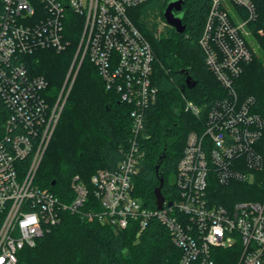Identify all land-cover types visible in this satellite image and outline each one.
Listing matches in <instances>:
<instances>
[{"label": "built area", "instance_id": "built-area-1", "mask_svg": "<svg viewBox=\"0 0 264 264\" xmlns=\"http://www.w3.org/2000/svg\"><path fill=\"white\" fill-rule=\"evenodd\" d=\"M147 1L1 0L0 264H18V253L33 247L65 213L118 230L132 225L137 236L155 219L180 251L176 264H216V250L234 249L240 254L238 264H264V198L218 205L212 187L252 184L263 169L256 150L263 122L253 112L252 100L238 101L232 88L254 56L247 35L255 6L250 0H211L198 44L228 96L208 109L202 132L187 135L176 166L177 200L171 205L164 200L158 210L143 207L132 182L142 155L137 138L144 112L155 102L157 90L151 81V46L128 14ZM69 24H80L81 32L67 78L87 57L105 89L130 107L132 137L113 171H96L90 188L74 177L66 200L35 181L64 87L50 103L48 82L30 74L22 57L37 49L64 52L70 46ZM185 109L199 113L191 102Z\"/></svg>", "mask_w": 264, "mask_h": 264}, {"label": "trees", "instance_id": "trees-1", "mask_svg": "<svg viewBox=\"0 0 264 264\" xmlns=\"http://www.w3.org/2000/svg\"><path fill=\"white\" fill-rule=\"evenodd\" d=\"M169 0H148L130 9L129 17L153 52L152 85L156 100L144 112L138 135L141 153L137 174L132 178L133 195L143 207L155 209L154 190L159 186L155 165L166 148L163 168L162 196L175 202L176 166L190 132H202L208 109L228 96L204 61L199 47L211 0H184L181 12L185 31L177 34L165 26L164 33L154 36L149 17H160ZM256 17L249 23L259 54L243 66L233 80L238 101L252 100V110L263 122L262 135L256 150L263 158L261 179L252 184L233 182L228 186L212 185L214 202L231 206L238 201H258L264 198V0H250ZM2 3L0 0V15ZM80 24H69L66 34L70 46L57 53L37 49L22 60L30 74L42 76L48 82V97L54 103L61 91L66 72L74 57L80 36ZM185 71L195 82L191 89L184 83ZM191 102L199 109L194 115L185 109ZM130 107L120 102L114 92L105 89L96 68L85 57L61 107L53 134L36 173V184L62 199L72 196L71 180L78 177L90 188V178L98 170L113 171L128 152L132 137ZM54 182L52 186L51 183ZM89 200L93 201L92 195ZM85 210H89L87 207ZM216 264H238L240 254L234 250H216ZM180 251L173 245L164 226L151 219L137 236L129 226L118 230L95 220H86L65 213L60 222L48 228L33 247L18 253V264H176Z\"/></svg>", "mask_w": 264, "mask_h": 264}, {"label": "water", "instance_id": "water-1", "mask_svg": "<svg viewBox=\"0 0 264 264\" xmlns=\"http://www.w3.org/2000/svg\"><path fill=\"white\" fill-rule=\"evenodd\" d=\"M183 3L184 0H169L163 11V19L166 25L173 28L177 34H182L185 31V25L182 24L183 13L181 12ZM182 73L186 75V78L184 83L180 85L181 91H184L185 87L188 89L193 88L196 82L190 76H188L185 71H182ZM165 151L166 148L160 153L159 158L155 165L159 186L155 188L154 196H155V205L158 210L162 209L165 200L161 193V189L163 187L164 169L163 168L160 169V166L165 159ZM51 185L53 186L54 182H52ZM168 205H171V202H169Z\"/></svg>", "mask_w": 264, "mask_h": 264}, {"label": "rangeland", "instance_id": "rangeland-1", "mask_svg": "<svg viewBox=\"0 0 264 264\" xmlns=\"http://www.w3.org/2000/svg\"><path fill=\"white\" fill-rule=\"evenodd\" d=\"M149 22L152 25V28H154V36H160L161 34L164 33L165 23L159 16L158 17L157 16L156 17L150 16L149 17ZM247 40H248L249 45L253 49L254 55H258L259 54V47H258L255 39L253 38V35H252L250 30H249V33L247 35ZM70 66H71V64H70ZM70 66H69V68H68V70L66 72V76H65L64 82L62 84V88L64 87V89H63L64 93H63V98H62V100H61V102L59 104V106H61V107L66 102L67 96H68V94L70 92V89H71L72 84L74 82L75 76L77 74V72H76V70L74 68V70L72 71L70 77L67 78V74H68V72L70 70ZM62 88H61V90H62ZM254 178H255V180L261 179V174L256 173Z\"/></svg>", "mask_w": 264, "mask_h": 264}]
</instances>
